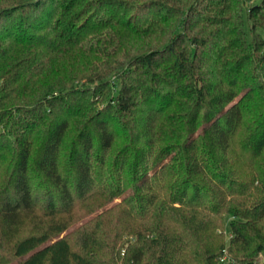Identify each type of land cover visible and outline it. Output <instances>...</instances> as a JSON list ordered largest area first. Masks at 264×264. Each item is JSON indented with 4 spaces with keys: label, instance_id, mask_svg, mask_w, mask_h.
I'll use <instances>...</instances> for the list:
<instances>
[{
    "label": "trees",
    "instance_id": "1",
    "mask_svg": "<svg viewBox=\"0 0 264 264\" xmlns=\"http://www.w3.org/2000/svg\"><path fill=\"white\" fill-rule=\"evenodd\" d=\"M242 4L0 0V264H264V0Z\"/></svg>",
    "mask_w": 264,
    "mask_h": 264
},
{
    "label": "rangeland",
    "instance_id": "2",
    "mask_svg": "<svg viewBox=\"0 0 264 264\" xmlns=\"http://www.w3.org/2000/svg\"><path fill=\"white\" fill-rule=\"evenodd\" d=\"M256 2H259V0H243V4H242V7H241L242 15H245V14H246V8H247V6H248L249 4L256 3ZM246 22H247V21H246ZM244 29H245V35L249 38V37H250L249 34H248V32H249V31H248V30H249V26L244 24ZM114 79H115V77H113V76L110 77V80H114ZM115 81H116V80H115ZM199 131H200V129H199L196 133H198ZM196 133H195V134H196ZM121 198H122V197H116V198H113L111 201H109V202L107 203V205H106L105 207H106V208H107V207L109 208L112 204L120 202V201H121ZM102 209H103V208H100V209H98V210H96V211H94V212H92V213H89V214L85 215L84 217H82L81 219H79L77 222H75L74 224H72L71 226H69L66 230H64V231L60 234V236H63V235H69V234L74 230V228H76L77 226H79L80 224H82L83 222H85L86 220L92 218V216L95 215V214H97L98 212H101ZM225 219H226V221H228V220H230L231 218H230L229 216L226 215V216H225ZM69 236H71V234H70ZM259 257H260V255H259ZM230 264H237V263H230Z\"/></svg>",
    "mask_w": 264,
    "mask_h": 264
},
{
    "label": "built area",
    "instance_id": "3",
    "mask_svg": "<svg viewBox=\"0 0 264 264\" xmlns=\"http://www.w3.org/2000/svg\"><path fill=\"white\" fill-rule=\"evenodd\" d=\"M227 262H228V258H227L226 254H225L219 259L217 264H224V263H227Z\"/></svg>",
    "mask_w": 264,
    "mask_h": 264
}]
</instances>
